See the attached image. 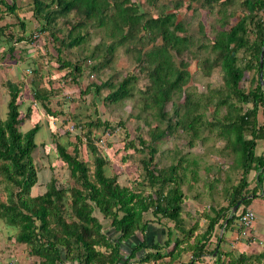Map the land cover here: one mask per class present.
Here are the masks:
<instances>
[{"label":"trees","instance_id":"1","mask_svg":"<svg viewBox=\"0 0 264 264\" xmlns=\"http://www.w3.org/2000/svg\"><path fill=\"white\" fill-rule=\"evenodd\" d=\"M232 2L233 0H203L202 4L209 8L213 4L216 5L215 12L219 15L217 20L221 25L211 27L212 36L208 38L207 43L208 54L199 64L205 73L211 65H217L222 73V87L217 89L213 112L223 107L224 113L215 122H208V125L216 127V135L225 140L224 146L231 148L235 162L240 165L237 182L226 187V207L220 206L212 214H206L207 225L201 238L204 241L214 224L219 223V227L226 229L236 219L235 213L227 216L237 199L251 195L240 203L245 208L254 197L259 194L264 196V188H261L264 182V121L258 125L256 117L261 106L264 116V86L258 79V59L264 45V24L258 13L264 11V0H240L238 4L244 13L235 23L224 28L226 17L231 15L230 11L225 13V8ZM31 3L33 15L41 29H46L57 17L72 15L74 20L65 38L59 39L61 45H79L85 38L81 28L86 21H93L95 26L102 27L111 38L107 48L109 54L117 46H125L128 43L142 44L145 40L154 42L159 39V43H152L142 51L141 48L136 50V57H143L146 67L147 84L141 91L143 107L162 122L167 115L164 104L183 92L184 99L180 105L185 109L181 111L178 105H173V113L177 118L173 125L167 124L165 130L181 126L194 134L196 124L200 121V113L195 112L197 103L193 101L192 95L182 88L190 73L186 61L180 59L176 65L170 52L180 54L188 48L191 41L189 35L177 34L182 25L175 21L173 11L145 17V13L138 9L137 4L129 0H31ZM0 4L10 12L16 8L14 0H11V3L0 0ZM175 4L178 6L179 3ZM247 21L252 23L249 30ZM20 25L22 26V23ZM4 27L0 25V35H4ZM248 32L253 36L251 40L248 39ZM7 37L12 38L8 33ZM12 49L10 45L7 51L11 52ZM239 50L248 52V58L243 65L237 64ZM209 53L212 54L211 59ZM61 64L70 67L72 72L80 71L78 65H71L67 61ZM253 68L257 74L255 85L245 91L238 86V82L245 69ZM134 80L133 75H126L117 82L106 80L100 81L99 84L90 83L82 92L91 87L98 92L100 88L107 86L109 91L104 95V99L114 102L131 96ZM5 87L8 95L6 113L0 118V193H4L5 198L0 199V221L4 229L13 227L10 237L15 243L24 244L27 251L37 257L34 264H64L67 261L75 264H127L129 257L134 255L143 243L134 245L125 259L121 257V247L135 230H141L144 226L146 221L143 220V212L151 209L152 214L166 217L172 220L174 225L181 220L179 215L185 193L182 190V172L178 170L177 165L169 164L154 169L151 163L155 149L146 144L147 157L141 161L144 180L140 182H144L148 188H153L152 192L145 193L142 188L134 189L131 185L120 183L117 175H107L104 171L106 161L98 154L90 136L91 127L112 128L107 121L99 117L85 122L86 129L82 134L92 157L91 168L78 156L76 144L69 152L63 145L53 141L57 156L64 161L73 183L58 186L55 178L51 177L45 189L32 194L31 187L37 180L33 152L39 145L34 141V137L39 130V124L35 122L26 130L20 129L21 118L17 102L20 87L17 82L11 80L5 82ZM40 96L38 89L33 92L35 99ZM208 103H211L209 96L204 104ZM42 106L49 112L44 103ZM162 134L163 131L158 130L151 132V138L160 137ZM75 138L80 140L79 136ZM137 140L141 144L144 143L140 137ZM257 140H263L260 153H255L254 150ZM125 145L134 147L132 140L125 142L124 147ZM251 170L254 175L252 184H249L247 174ZM95 209L103 220L109 222L110 229L116 233L114 238L103 230L102 222L93 214ZM187 236L189 234L186 231L183 237ZM178 243L176 239L174 244ZM203 244V241L194 239L192 255L200 254ZM151 256L153 255L145 254L141 260H147ZM263 257L264 239L260 251L255 255L239 253L233 259L226 256L222 264H242L241 262L251 258L259 260Z\"/></svg>","mask_w":264,"mask_h":264},{"label":"rangeland","instance_id":"2","mask_svg":"<svg viewBox=\"0 0 264 264\" xmlns=\"http://www.w3.org/2000/svg\"><path fill=\"white\" fill-rule=\"evenodd\" d=\"M5 1L11 3V0ZM129 1L136 3L138 9L145 13V17L173 11L175 21L182 25L177 34L189 35L191 44L186 50L180 54L170 52L176 65L180 59L186 61L190 73L182 88L192 95L193 101L197 103L195 112L200 113V121L196 124L194 134L181 126L165 130V126L173 125L177 118L173 113V105H178L181 111L185 109L180 105L184 99L183 92L164 104L167 115L162 122L143 107L141 91L147 84L146 67L143 57H140V54L139 59L136 57V50L141 48L142 51L152 43H159V39L154 42L145 40L142 44L128 43L125 46H117L109 54L107 48L111 38L102 27L95 26L93 21H86L81 28L85 38L79 45L69 47L61 45L59 39L65 38L73 23L71 14L67 17H57L46 29H41L33 15L31 0H14L16 8L12 12L0 4V25L5 26L4 35H0V67L13 69V72L6 75L4 84L11 80L17 82L20 87V97L17 101L21 118L20 129L26 130L35 122L39 124V130L34 137V141L39 145L33 152L37 180L30 191L32 194L42 191L48 186L51 177L55 178L58 186L73 183L64 161L57 156L53 141L63 145L69 152L76 144L78 156L91 168L92 157L82 134L86 129L85 122L99 117L112 127H91L90 134L98 154L106 161L104 171L107 175H117L120 183L131 185L134 189L142 188L145 193L152 192L153 188H148L144 182H140L144 180L141 161L147 157V144L155 149L151 166L158 169L176 164L182 172L184 193L195 195L198 199L196 209L200 210L196 213L212 214L218 207H226V187L235 184L240 173V165L234 160V152L229 146H224V139L216 135V127L208 125V122H215L224 113L223 107L213 112L217 89L222 87V73L217 65H211L206 73L199 66L202 58L208 54L207 43L208 38L212 36L211 27L221 26L217 20L219 15L215 12L216 5L213 4L210 8L203 6V0ZM239 1L233 0L225 8V13L230 11L231 15L226 17L225 23L223 22L224 28L235 23L244 13L238 4ZM175 3H179L178 6ZM258 16L264 24V11H260ZM251 21L246 22L247 30L252 26ZM7 33L12 36L11 39L7 37ZM247 36L249 40L253 37L250 32ZM10 45L13 49L8 52ZM262 50L261 85L264 86V45ZM247 53L238 51L237 64L243 65L246 62ZM209 57L212 58L211 53ZM63 61L80 66V71L72 72L70 67L62 66ZM126 75H133L135 80L131 96L124 99L114 102L105 100L104 95L109 91L107 86L100 88L98 92H95L93 87L82 92L90 83L99 84L100 81L106 80L117 82ZM256 76L254 68L245 69L238 86L246 91L255 85ZM37 89L41 94L39 99L33 97V92ZM207 96L211 98V103L204 104ZM5 102L6 96H0V110L6 108ZM43 103L49 112L45 111ZM262 107H259L256 116L258 125L264 121ZM157 130L163 131V134L151 138V132ZM76 136L80 137L79 141ZM139 137L144 143L138 142ZM129 140L133 141L134 147H124V143ZM262 148L263 140H257L255 153H260ZM253 175V170L247 174L249 184H252ZM3 195L4 193L0 195V199L5 198ZM240 207L241 205L236 212ZM12 229L13 227H5L2 230V235L7 232L2 240L6 245L9 243L10 249L7 251L8 246H4L5 251L0 248V258L5 259L0 264H34L37 257L31 255L26 246L12 241ZM11 244L15 245L12 247ZM241 263L264 264V257L259 260L251 258Z\"/></svg>","mask_w":264,"mask_h":264},{"label":"crops","instance_id":"3","mask_svg":"<svg viewBox=\"0 0 264 264\" xmlns=\"http://www.w3.org/2000/svg\"><path fill=\"white\" fill-rule=\"evenodd\" d=\"M1 55L0 45V57ZM5 56L8 58V53H6ZM1 62L0 59V66ZM11 71L13 72L12 68L0 67V96H6V104L8 95L4 81L6 75L11 73ZM5 113L6 108L4 110L1 109L0 118H3ZM183 186L185 187V183ZM261 188H264V182ZM197 206L198 199H196V196L185 194V198L181 204L182 211L179 215L181 220L175 225L172 220L166 217L152 214L151 209L143 212V220L146 222L141 230H135L129 240L123 242L121 247L122 259L128 256L134 245L141 243H143V245L136 250L134 255L129 257L127 264H185L187 262V264H222L226 256L233 259L235 255L239 253L247 255L260 251L264 239V196L259 194V196L254 197L248 204V207L251 208L255 214V220L247 236L238 234L235 219L226 229H223V226L219 227V223L214 224L207 239L205 241L202 240V233L207 225V212L199 214V216L196 213L200 210L196 209ZM242 208L244 207L241 206L239 210ZM236 213L237 212H235V214ZM93 214L102 222L103 230L114 238L116 233L110 229L109 222L103 220L97 209L94 210ZM2 230H4V228L0 221V248H4L5 251L6 247L4 246H8L9 243L6 245L4 240H2V237L7 234V232H4V235H2ZM186 231L189 234L187 238L183 237ZM176 239H178L179 242L177 245L174 244ZM194 239L196 241H203L204 243L201 253L196 256L192 255L194 251ZM17 244L24 245L21 243ZM14 245L15 244H11L12 247ZM9 249L10 247L8 246L7 251H9ZM224 253L228 255L225 256ZM145 254H151L153 256L147 260H141ZM4 260L5 259L0 258V262ZM121 261L123 262V260ZM64 264L75 263L67 261Z\"/></svg>","mask_w":264,"mask_h":264},{"label":"built area","instance_id":"4","mask_svg":"<svg viewBox=\"0 0 264 264\" xmlns=\"http://www.w3.org/2000/svg\"><path fill=\"white\" fill-rule=\"evenodd\" d=\"M255 220V214L249 207L240 209L236 213V225L238 228V234L241 236H247L248 232L252 228Z\"/></svg>","mask_w":264,"mask_h":264},{"label":"water","instance_id":"5","mask_svg":"<svg viewBox=\"0 0 264 264\" xmlns=\"http://www.w3.org/2000/svg\"><path fill=\"white\" fill-rule=\"evenodd\" d=\"M262 50L260 51V54H259V59H258V65H259V70H258V79L260 81V83L262 84V72H261V67H262ZM247 197H251V195H247V196H242L240 197L239 199H237L235 201V203L231 206V209H230V212H229V215L227 217H229L232 213H235L236 210L238 209L240 203L242 200H244L245 198Z\"/></svg>","mask_w":264,"mask_h":264}]
</instances>
